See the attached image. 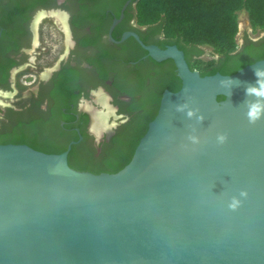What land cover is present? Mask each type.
I'll use <instances>...</instances> for the list:
<instances>
[{
  "label": "water",
  "instance_id": "95a60500",
  "mask_svg": "<svg viewBox=\"0 0 264 264\" xmlns=\"http://www.w3.org/2000/svg\"><path fill=\"white\" fill-rule=\"evenodd\" d=\"M150 51L175 61L182 87L164 93L118 172L0 144V264H264V115H246L251 104L264 109V97L246 93L264 59L202 75L175 46ZM182 103L193 117L176 110ZM241 189L247 196L229 210Z\"/></svg>",
  "mask_w": 264,
  "mask_h": 264
},
{
  "label": "flooded vegetation",
  "instance_id": "af4514ba",
  "mask_svg": "<svg viewBox=\"0 0 264 264\" xmlns=\"http://www.w3.org/2000/svg\"><path fill=\"white\" fill-rule=\"evenodd\" d=\"M138 2L0 0V144L68 152L73 169L116 173L131 161L164 93L182 87L175 61L150 48L175 46L201 74L198 60L233 74L264 59V27L243 31L233 52L208 59L204 45L140 23Z\"/></svg>",
  "mask_w": 264,
  "mask_h": 264
},
{
  "label": "trees",
  "instance_id": "16d2710c",
  "mask_svg": "<svg viewBox=\"0 0 264 264\" xmlns=\"http://www.w3.org/2000/svg\"><path fill=\"white\" fill-rule=\"evenodd\" d=\"M243 9L253 30L264 27V0H139L137 16L142 24L158 23L168 38L184 45H207L230 54L238 45V12ZM197 63L208 68L202 75L218 69H209L212 61Z\"/></svg>",
  "mask_w": 264,
  "mask_h": 264
},
{
  "label": "clouds",
  "instance_id": "9594fccd",
  "mask_svg": "<svg viewBox=\"0 0 264 264\" xmlns=\"http://www.w3.org/2000/svg\"><path fill=\"white\" fill-rule=\"evenodd\" d=\"M255 75L258 78L257 79V86H248L246 88V93L249 95H254L257 97H264V83H261V78L264 76V70L257 69L255 71ZM176 110L179 112H184L186 117L191 118L193 115H195L197 109L189 107L188 103H182L176 105ZM247 118L250 123L255 122L257 119H259L262 115H264V109L259 104H251L249 105L248 111L246 113ZM198 120L202 119V116H197ZM188 141L195 145L199 143V138L195 135H189L187 137ZM227 135L223 132L217 133L216 135V143L218 145H222L226 142ZM247 196V190L241 189L238 196H232L228 202L227 207L229 210H236L239 205L242 202L241 198H245Z\"/></svg>",
  "mask_w": 264,
  "mask_h": 264
},
{
  "label": "rangeland",
  "instance_id": "374dc122",
  "mask_svg": "<svg viewBox=\"0 0 264 264\" xmlns=\"http://www.w3.org/2000/svg\"><path fill=\"white\" fill-rule=\"evenodd\" d=\"M238 20L242 21L244 23V27L247 26L248 24H250L249 20H248V14L246 10H240L238 12ZM249 22V23H248ZM251 25V24H250ZM204 50H205V54L207 55V58L209 59L210 57H212L214 54H216V52L209 46L204 45ZM195 67L199 70H203L205 71L207 69V66L201 63H195Z\"/></svg>",
  "mask_w": 264,
  "mask_h": 264
},
{
  "label": "built area",
  "instance_id": "2783aa9c",
  "mask_svg": "<svg viewBox=\"0 0 264 264\" xmlns=\"http://www.w3.org/2000/svg\"><path fill=\"white\" fill-rule=\"evenodd\" d=\"M249 23V22H248ZM238 27H239V31H238V33H237V36H236V40H237V42H238V40H239V36H240V34L243 32V31H247V32H252L253 31V28H252V26L250 25V24H248L247 26H245L244 27V23L242 22V21H239V25H238Z\"/></svg>",
  "mask_w": 264,
  "mask_h": 264
}]
</instances>
